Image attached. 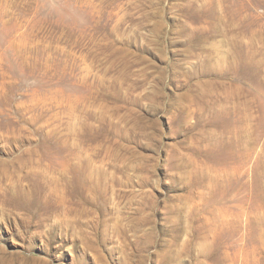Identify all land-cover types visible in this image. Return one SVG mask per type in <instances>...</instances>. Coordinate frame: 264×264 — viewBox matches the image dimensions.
<instances>
[{
    "label": "rangeland",
    "instance_id": "obj_1",
    "mask_svg": "<svg viewBox=\"0 0 264 264\" xmlns=\"http://www.w3.org/2000/svg\"><path fill=\"white\" fill-rule=\"evenodd\" d=\"M14 2L0 264H264V0Z\"/></svg>",
    "mask_w": 264,
    "mask_h": 264
},
{
    "label": "bare ground",
    "instance_id": "obj_2",
    "mask_svg": "<svg viewBox=\"0 0 264 264\" xmlns=\"http://www.w3.org/2000/svg\"><path fill=\"white\" fill-rule=\"evenodd\" d=\"M15 3L16 2H14V0H0V18L1 19H3L8 14V13L6 14V10L9 8L12 9L16 5ZM11 9H10V11H11ZM10 15H11V13H10Z\"/></svg>",
    "mask_w": 264,
    "mask_h": 264
}]
</instances>
